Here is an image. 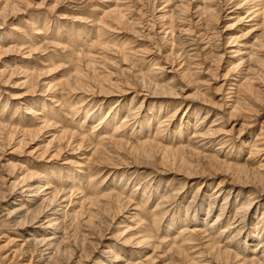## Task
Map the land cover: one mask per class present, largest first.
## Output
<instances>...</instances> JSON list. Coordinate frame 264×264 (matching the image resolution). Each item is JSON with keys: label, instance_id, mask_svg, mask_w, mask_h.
<instances>
[{"label": "rangeland", "instance_id": "1", "mask_svg": "<svg viewBox=\"0 0 264 264\" xmlns=\"http://www.w3.org/2000/svg\"><path fill=\"white\" fill-rule=\"evenodd\" d=\"M263 243L264 0H0V264Z\"/></svg>", "mask_w": 264, "mask_h": 264}, {"label": "bare ground", "instance_id": "2", "mask_svg": "<svg viewBox=\"0 0 264 264\" xmlns=\"http://www.w3.org/2000/svg\"><path fill=\"white\" fill-rule=\"evenodd\" d=\"M255 15H256V14H255ZM119 19H120V18H119ZM116 129H117V128H116ZM116 131L119 132V131H121V130H116ZM30 186H31V185H27V189H26V190H28V191L31 192L32 189H31ZM45 188H46V187H45ZM47 188H48V187H47ZM30 189H31V190H30ZM36 189H37V188H36ZM28 191H27V192H28ZM55 192H57V191H55ZM215 220H217V219H215ZM227 229H228V228H223V230H221L220 233H221V232L228 231ZM262 245H264V243H263ZM225 251H226V252H229V253L231 252V250H229V247H226V248H225ZM263 256H264V255H263Z\"/></svg>", "mask_w": 264, "mask_h": 264}]
</instances>
